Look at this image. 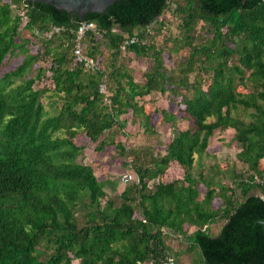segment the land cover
<instances>
[{"label": "trees", "instance_id": "obj_1", "mask_svg": "<svg viewBox=\"0 0 264 264\" xmlns=\"http://www.w3.org/2000/svg\"><path fill=\"white\" fill-rule=\"evenodd\" d=\"M20 9L26 22L18 29ZM166 9L179 20L181 44L189 49L177 72L164 67L169 54L154 47L148 31L163 26L156 18ZM80 21L95 25L82 40L92 69L71 59ZM200 21L210 36L192 44ZM51 26L61 30L49 38L33 34ZM126 36L138 41L121 51ZM129 53L150 61L142 83L121 59ZM17 54L21 61L0 75V264H161L171 252L163 230L183 235L187 226L194 227L191 246L202 264H264L257 222L264 220V8L251 0H119L109 12L59 18L0 0V70ZM153 91L174 102L189 125L160 151L125 150L112 128L124 127L128 116L150 134L152 113L162 123L174 121V112L138 104ZM46 92L58 101L52 113L42 102ZM228 128L239 167L214 163L193 175L213 131ZM108 146L121 157L131 154L135 173L117 205L84 160L87 148ZM171 164L182 177L164 181ZM217 220L222 223L210 235L207 227ZM41 248L49 250L44 259Z\"/></svg>", "mask_w": 264, "mask_h": 264}, {"label": "rangeland", "instance_id": "obj_2", "mask_svg": "<svg viewBox=\"0 0 264 264\" xmlns=\"http://www.w3.org/2000/svg\"><path fill=\"white\" fill-rule=\"evenodd\" d=\"M169 9H166L161 17L156 18L157 20L161 19L163 26L157 30H155V28H149L148 31H152V35L154 36V47L160 48L163 53L168 52L169 54L168 57L165 55L163 56L164 67L168 70L177 72V64L187 54L189 49L188 47L182 46L181 37L184 35V32L178 25L179 20L170 12ZM14 12H16L15 8L11 9V13L13 14ZM207 30L208 24L202 21L198 22L192 32V44L199 43L202 40L207 39L210 36V34L207 33ZM39 33H41V31H39ZM36 38L41 37L36 36ZM32 40L36 41L37 39L34 37ZM103 47L104 46L101 45V49L105 52L104 55H108V51H106ZM175 48H178V50L174 52L172 49ZM21 58V54L7 57L4 66L0 70V75L3 71L13 69L21 61ZM121 59L126 62L127 70L133 77L134 81L142 83L144 81L142 74L150 65L149 59L147 57H137L131 53L126 54V56H121ZM198 72V69L190 72L188 74V81H193ZM204 75L205 74H202V77H206ZM103 78L107 81L106 76ZM20 81V78H15L13 84L15 85L20 83ZM137 101L138 104L144 102L146 110H153L155 108L174 112L175 118L172 124L162 123L160 122L159 115L157 113H152L150 115V129L153 133L150 134L144 130V125L137 123L138 118L135 122H132L128 116L124 127L118 128L117 126H114L112 128V137L114 141L120 142L125 150L146 149L147 147H151L153 152L158 150L160 151V148L171 138L174 131L184 129L189 125L188 121L182 117V113L177 110L178 108H176L174 102H168L158 92L153 91L149 95L137 98ZM42 102L45 110L49 113L55 111L54 106L58 103L57 100L49 96L48 92H46V94L42 97ZM104 133H106V131ZM232 134L233 130L230 128L226 130L216 129L213 131L212 135L208 139L205 154L202 155L200 159L196 158V162L192 168L193 175L199 171L208 172L209 165L214 163L218 164L219 167H224V164L231 165L234 161L235 167H239V164L235 160V153L238 151V148L235 143L231 141ZM75 143L80 144V141L75 140ZM154 145H157L158 149H154ZM123 157L126 165L121 164ZM123 157L119 155L117 149H114L111 146H108L99 152H93L88 148L85 151V162L92 164L94 175L97 179L103 181V190L105 191V194L112 199L115 205L119 203V193L127 184L131 183L128 182L122 184L120 182V175L124 171H129L132 174H135L131 164V154L125 152ZM261 164L264 167V159L261 160ZM181 177V169L176 164H171L166 171L164 181L174 178L179 179ZM76 218L79 223L82 222L83 216L81 215V212L76 214ZM221 223L222 220H217L215 223L210 224L207 227L208 233L210 235H215ZM193 230V226H187L186 232L183 235L163 230L165 241L171 249L169 254L173 257L177 264H202L200 262L198 250L191 246L192 243L190 233ZM48 251L49 250H46L45 248H41L39 259H44L47 256ZM173 253H176L177 255ZM76 263V260L70 262V264Z\"/></svg>", "mask_w": 264, "mask_h": 264}, {"label": "built area", "instance_id": "obj_3", "mask_svg": "<svg viewBox=\"0 0 264 264\" xmlns=\"http://www.w3.org/2000/svg\"><path fill=\"white\" fill-rule=\"evenodd\" d=\"M20 6V5H19ZM15 7V6H14ZM21 8V6H20ZM17 15L19 16V20H20V24L18 29H21V27L24 25V23L26 22V16L24 15V12L22 9L17 11ZM95 29V25L92 22H85V21H80L75 30L73 31L74 33V39H73V44L71 47V59L72 62L75 64H79L81 65L84 69H92L94 67V60L92 57H90L89 55H87L84 51H83V47H82V40L84 38L85 32L87 30H94ZM61 28L57 27V26H51L49 28L48 31H46V33H39V31H37L36 29L33 30V34L35 36H40L41 38L46 37L49 38L53 33H57L58 31H60ZM138 41V38L136 36H126L123 41L121 42L119 49L121 51L124 50V48L132 43H135ZM105 82L101 81L98 85V92L100 94H103V103H109L108 98L105 96ZM134 179V176L131 172L129 171H124L121 175H120V182L122 184L131 182ZM161 264H173V259L170 255H167L164 257V260L161 262Z\"/></svg>", "mask_w": 264, "mask_h": 264}, {"label": "water", "instance_id": "obj_4", "mask_svg": "<svg viewBox=\"0 0 264 264\" xmlns=\"http://www.w3.org/2000/svg\"><path fill=\"white\" fill-rule=\"evenodd\" d=\"M23 6L56 16L68 17L85 14L109 12L119 0H15ZM258 10L264 8V0H251ZM261 225L264 241V220L257 221Z\"/></svg>", "mask_w": 264, "mask_h": 264}]
</instances>
